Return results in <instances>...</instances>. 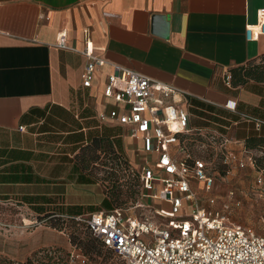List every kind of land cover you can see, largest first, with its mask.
Here are the masks:
<instances>
[{"label": "crops", "instance_id": "0c3cea01", "mask_svg": "<svg viewBox=\"0 0 264 264\" xmlns=\"http://www.w3.org/2000/svg\"><path fill=\"white\" fill-rule=\"evenodd\" d=\"M261 8L264 0H0V254L23 261L70 246L63 231L43 225L56 212L45 206L72 205L75 155L105 133L97 114L113 107L103 94L109 65L82 85L85 30L109 62L189 94L191 128L226 135L236 149L264 135L241 115L264 120V83L225 82L264 56V35L246 37ZM62 32L74 50L57 47Z\"/></svg>", "mask_w": 264, "mask_h": 264}, {"label": "built area", "instance_id": "2783aa9c", "mask_svg": "<svg viewBox=\"0 0 264 264\" xmlns=\"http://www.w3.org/2000/svg\"><path fill=\"white\" fill-rule=\"evenodd\" d=\"M261 35H264V8L258 11L257 23L246 28L248 40H256ZM57 47L74 50L67 45L64 32L59 35ZM80 53L86 58L84 87L92 86L99 67L109 65L113 70L106 78L103 91L113 107L98 112L97 118L101 124L122 126L128 137L140 141L134 149L140 162L135 167L140 173L142 201L127 208L84 214L78 219L87 223L93 235L126 264H264V234L253 226L233 221L228 213L234 203L233 191L228 193L220 209L214 207V198L209 199V206L198 200L193 183L211 190L215 178L208 170V162L195 156L189 148L194 136L204 135L190 126L189 94L109 62L97 54L90 30L84 31V48ZM231 81L232 74L227 72L225 82L231 86ZM225 108L237 112L235 102L228 101ZM241 115L257 131L264 126L262 118ZM208 136L223 150L225 163L255 166L254 155L245 146H240L237 152L229 146L234 140L228 136L218 132ZM263 180L264 170H260L259 183ZM255 196L261 200L264 222V191L257 190ZM159 200L171 204V214L159 209ZM235 203L239 205L240 201ZM136 209L141 210L139 214L134 213ZM178 214L181 217H174ZM70 257L71 263L79 258L86 262L75 247Z\"/></svg>", "mask_w": 264, "mask_h": 264}, {"label": "rangeland", "instance_id": "374dc122", "mask_svg": "<svg viewBox=\"0 0 264 264\" xmlns=\"http://www.w3.org/2000/svg\"><path fill=\"white\" fill-rule=\"evenodd\" d=\"M103 130L109 136L114 138L116 148L119 152L125 154V156L132 163L129 164V169L126 173L123 171L118 172L120 179L115 180L111 178L110 173L113 172V165H102L99 162L97 165H91V170L88 171L90 178L93 183H81L76 180L78 176V171L75 175L76 191L75 196L72 201V205H66V199L59 198L52 200V205H47L45 208L47 210L56 211L53 217L48 218L43 221V225L52 227L56 230H60L57 227L50 225V220L55 224H64V233L69 238V235L75 231L81 238L77 240V243L73 244L70 242L68 248L62 246H49L45 249L39 250L33 256L32 264H126L125 261L120 258L114 251L107 249L105 247H96V243H93L95 250L91 254H85L83 245L80 243L82 241L86 242L89 240V233L86 231V227L83 225L73 226L72 222L66 220L67 217L59 216L61 214H73L71 212L72 207H80L83 214H88L92 212H97L101 210H108L109 206L107 204L102 205V201L106 199H113L114 192L120 193V201L115 206H120L127 208L136 204V202L141 200L140 197V187L141 179L138 169L135 167L140 166V162L137 159L136 151L134 147L139 144L138 141H133L126 134L123 127L114 126L109 127L108 125H102ZM193 140V139H192ZM189 142V148L191 152L197 156L205 159L208 162V170L215 178L214 186L211 190H205L197 182L193 183L194 190L198 193L197 197L202 205L209 206V199L214 198L216 209H220L223 202L227 199V195L230 191L234 192L233 195V205L228 211L231 219L235 222L253 226L257 232L264 234V222L262 221L263 207L261 205V200L257 199L255 193L257 190L264 191V180L259 183L260 170L264 168V149L252 150L251 153L254 157H257L258 163L253 166L251 163L247 164L245 167H240L234 163L227 164L224 160V152L218 146V144H213L210 137L207 134L196 135L194 140ZM240 152V147L235 149ZM245 157V156H244ZM104 160V158H103ZM261 168V169H260ZM125 173V176L122 175ZM133 178L134 186L133 189H128L126 183L128 179ZM117 186H116V185ZM198 186H200L198 188ZM128 199V200H127ZM126 200V201H125ZM142 201V200H141ZM149 202L150 200H144ZM235 201H240L237 205ZM157 206L166 214H171V204L164 200H159ZM140 209L134 210V213L139 214ZM188 213H191V208L188 207ZM59 214V215H57ZM183 214V212H181ZM174 217H181L180 214ZM65 220V221H64ZM62 221V222H61ZM168 219H166V222ZM62 231V230H60ZM70 241V239H69ZM80 250V253L84 256L86 260L83 263L82 258L73 260L71 263L70 251L73 246ZM98 252V253H97ZM26 259L23 261L9 259L6 261H1L0 264H24Z\"/></svg>", "mask_w": 264, "mask_h": 264}, {"label": "trees", "instance_id": "16d2710c", "mask_svg": "<svg viewBox=\"0 0 264 264\" xmlns=\"http://www.w3.org/2000/svg\"><path fill=\"white\" fill-rule=\"evenodd\" d=\"M249 81L264 83V56L258 61H252V62L248 63L247 65L239 66V67L233 69V71H232V83H233V85H235V86L245 85ZM263 128H264V126L262 127V129ZM260 131H258V132H260ZM206 134L209 135L210 133H206ZM193 140H194V138H193ZM193 140H192V142H193ZM245 145H246L245 147L250 151L256 150V149H264V135H252V136L246 138V144ZM103 158H104V160H103ZM254 159H255V165H257V163H258L257 157H254ZM99 162H102V165H105V166L108 164L113 165V172L110 173V176H108V178L113 177V178H115V180L120 179L119 174H117V173L121 172V171L122 172L124 171L126 173V171H128V169H129V164L131 163L129 161V159L125 156V154L118 151V149L116 148L114 138L109 136L107 133H103L101 135H99V134L92 135L90 137L89 142L85 145H82L80 147V149L78 150V152L76 153V155H75V170L79 172L76 180H79L81 183H93V181L90 178V174H88V171L91 170V165H97ZM261 170H264V168ZM125 173H123L122 175L125 176ZM126 185H127L128 189H133V186H134L133 178L128 179ZM113 195H114L113 199H106L105 198L102 201V205L107 204L109 206L108 210L120 207V206L114 207V204L115 203L117 204L120 201V197H121L120 193L117 194L114 192ZM71 212L73 214H67L66 216H62V215H59V216L67 217L66 220L70 219L73 226L83 225L86 227V231L89 233V235H88L89 240L84 242L81 239V241H80V243L83 245V249L85 250V254L89 255L95 250L93 248V247H95V246H93V243L97 244L96 247H99V248L105 247L107 249L114 251L113 249L106 247L99 238H97L96 236L93 235V233L91 232L87 223L78 219L79 216L84 215L83 213H80L81 212L80 207H72ZM53 215H54V213H46L43 216V218L47 220L48 218L53 217ZM50 219H52V218H50ZM52 221L53 220H50L51 226H53V227L59 226L58 228L62 231L65 229L64 224H66V223H61V225H59V224L53 223ZM76 229H78V228H76ZM76 229H75V231H76ZM75 231H73L69 235L70 242L73 244L77 243V240L81 238L78 234H75ZM73 247L76 248V245H74ZM45 248L46 247L40 248L37 251H35L33 254L35 255L39 250H42ZM70 254H71V251H70ZM32 257L33 256L30 255L26 259V263H24V264H32L33 263ZM6 260H8V257L0 254V262L6 261Z\"/></svg>", "mask_w": 264, "mask_h": 264}]
</instances>
